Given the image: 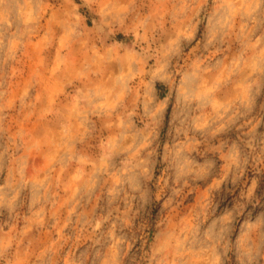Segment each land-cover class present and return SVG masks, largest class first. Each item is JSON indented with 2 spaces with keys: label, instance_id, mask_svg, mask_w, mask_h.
Wrapping results in <instances>:
<instances>
[{
  "label": "rangeland",
  "instance_id": "374dc122",
  "mask_svg": "<svg viewBox=\"0 0 264 264\" xmlns=\"http://www.w3.org/2000/svg\"><path fill=\"white\" fill-rule=\"evenodd\" d=\"M0 264H264V0H0Z\"/></svg>",
  "mask_w": 264,
  "mask_h": 264
}]
</instances>
